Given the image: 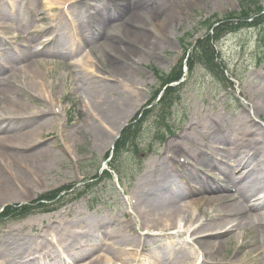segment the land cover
<instances>
[{"label": "rangeland", "instance_id": "rangeland-1", "mask_svg": "<svg viewBox=\"0 0 264 264\" xmlns=\"http://www.w3.org/2000/svg\"><path fill=\"white\" fill-rule=\"evenodd\" d=\"M44 1H35L38 5L27 16L29 19H24L26 26L18 24L21 32L25 31L26 27L34 25L35 29H44V35L48 34L47 29L53 25L55 16L59 14L60 3L63 0H57L52 9L46 7ZM69 1L67 0V2ZM73 1L76 4L68 6L67 10L71 21L76 26L74 31L76 30L81 38L79 51L87 48V46L94 47L93 40L84 42L83 39L88 28L84 11L87 8L95 12L102 10L104 0ZM194 1L193 4L187 2L183 4L178 1L170 9L167 7L169 14H166L165 17L171 23L166 27L164 25L158 28L160 33L153 34L151 30L148 31L152 34L151 39L157 45L156 49L141 50V59H138L132 67L124 64L125 59L122 58V62L118 60L126 67L125 70L132 77L133 83L131 84H126L123 74L106 65L107 56H103L105 54L103 51L98 52L97 49H92L90 54L93 58H91V61L97 66L94 76L118 85L124 95H128L125 97H130L134 101L133 110L127 113V118L120 126L109 127L107 130H104L102 126L100 127L101 135L107 141H94L95 139L88 138L86 135L81 134L80 130H76L77 126L82 123L81 108L83 110V105L86 102L84 98L88 95L80 93L78 90L84 85H81L80 82L77 83L79 77L75 76L77 72L74 69L65 70V60L50 57L51 55L48 54L49 47L36 43L35 46H39V51H32L29 60L18 58L16 62H13V67L16 71L15 77L5 84H9L15 89L12 90L13 94L10 95L11 101L13 100V107L15 102H17L16 105L20 104L22 106V114L11 118H15V122L22 125L27 120L41 115L48 120L49 127L47 129L44 128V131L38 134L35 131V134H32L27 139L3 140L1 145L2 143L7 145L13 142V148H21L25 151H29L30 148H47L48 146L53 150L55 156L49 160L48 164L40 168L41 173L36 176L37 181L33 179L32 175L25 172L34 184L25 187L27 193L22 192L18 187H14V189L6 193L3 197L5 200H0V211L5 206H22L30 203L37 196L47 192L70 187L79 189L78 195L73 190L72 195L64 197V199L58 198L54 203H50L49 206L55 205L58 207L55 211L40 212L19 220L0 222V264H25L26 262L46 264L45 261L41 260H47V257H35L33 255L35 251L31 245L26 249L27 251L22 256L23 258H19V252L24 246L21 236H28L31 241L36 242V235L40 230H47V226L53 227L54 225L56 227L81 218L93 227L92 233L95 238L107 233L109 237L107 239L111 238L110 234L117 235L121 233V225L127 221L132 225V232L137 236H141V240H144V243L137 250L133 247L135 244H125L129 245L126 247V253L129 255L141 254V250L147 251L151 247V239L160 235L159 232L146 231L145 226L140 225L137 220L138 192L142 191V189L139 191V184L143 174L148 172V180L149 182L152 181L156 173L155 170L158 169L157 165H160L159 162L162 163L163 161L162 158L165 159L167 154H174L175 159H177L180 153H176V150L179 147L189 150L192 155L208 153L207 160H210V157H214L217 163L219 160L224 163L227 162L223 157V152L217 150L218 154L209 153L206 144L210 142L213 149L214 146L227 148L222 142H231L240 138L236 133H245V129L250 128L248 124L251 123V107L264 103V57L262 55L264 53V22L259 26L244 28L236 33L229 34L217 43L220 50V60L225 64L232 84L219 83L201 69H196L192 75L186 71L183 83L175 87L176 92L179 91V98L174 106L167 111L163 107L159 108V106H156L155 102L152 103L155 93L161 90L162 83L152 73V69L159 70L164 75H168L173 70L177 71L182 59L185 57V60H187L191 52L190 46L200 39L203 40L206 34L209 33L206 32L203 24L207 21L221 20L229 13H238L240 9V0ZM165 2L170 3L169 0H153L154 4L157 3L164 7ZM260 2V7L264 9V0H260ZM4 3L8 8H11V5L14 4L10 0H4ZM88 4H91L92 8ZM117 11L115 7L112 8L113 13ZM142 14L144 15V13ZM142 14L139 15V18L136 16L134 21L138 20L137 22L143 23ZM147 14L144 16H153L150 13ZM122 18L120 16L113 18L107 27L113 21L122 20ZM260 18L264 20V14ZM134 21L127 22L125 26L141 32V27H138L137 24L135 25ZM147 25L151 26L150 23ZM100 28L105 30L106 26ZM118 29L121 31V28ZM103 36L108 37L106 32L103 33ZM19 37L23 38L18 35ZM64 37L62 40L71 38V36L67 35ZM29 39L27 40L29 41ZM124 41L136 49L140 47L139 42L134 39L127 40L125 38ZM101 42V40H98L97 44L100 45ZM22 43H24L23 39L16 44L10 43L12 48L4 44V48L8 49V53L5 55H10V50L13 54L14 51L16 52L15 54L23 52L24 49L19 46ZM30 64H37V73L40 74L42 83L47 86L45 93H42L31 84V79L25 75L27 69L21 71L22 67L27 65L28 68ZM2 83L4 84L0 78V88ZM125 85L127 86L125 87ZM161 94L159 93L158 97ZM9 104L11 105V102ZM6 107L9 109L8 106L0 102V113L5 112L9 115V110L12 108L8 110ZM53 109H56L57 113L52 115L54 117H50L48 113ZM157 110H162L166 113V121H164L162 126L168 127L170 131H166L165 134L161 132L159 122L153 121L157 116L163 118V115H158ZM53 119L56 123H54ZM215 119H220L219 124L222 122V132L219 141L209 138L211 137L209 129ZM252 119L260 127L263 126L264 129V110L261 111L258 118L252 117ZM131 122L133 125L142 124V129H144L137 143L139 146L138 151L140 149L141 154L135 156L133 152H129L128 156L125 154L121 159L118 157L117 165L125 180L117 182L115 179L110 182L102 173L106 168L105 162L109 161L110 157L113 156L112 150L118 137ZM14 125L18 126L16 123ZM31 126H36V124ZM158 130H160L159 134L156 133ZM66 135L69 136L66 137ZM161 135L163 137L162 140H160ZM190 138H192L193 143L188 145ZM169 141H173L174 147L166 151ZM66 142L70 146L68 152L64 148ZM8 146L12 148L11 144H8ZM169 168H175L173 163L170 164ZM176 176L182 181L180 174H176ZM88 179L89 181L86 183L85 181ZM12 180L13 183L16 182L14 179ZM17 184L14 185L17 186ZM213 211L214 205L201 204L195 211V216L200 219L199 224L206 223ZM100 220L103 226L99 227ZM31 221L34 224L30 227L27 224ZM56 221L57 224H54ZM123 232L127 234L125 231ZM223 235L220 236L222 238V254L218 258L216 257L215 260H210V263L218 262L219 260L220 262L229 263L232 261V264H264V240L254 239L252 231L245 232L242 237L239 234ZM149 236H152L151 239H147ZM186 237L179 236L175 241L187 243L184 242L187 240ZM177 242H174L176 246ZM187 244L195 255L189 262H185L183 257L180 256L168 257L166 260L168 262H177L178 264H205V258L202 261L199 258L201 256L198 255L199 250L196 243L190 241ZM167 247L168 244L165 242L160 249L162 251V249ZM94 251L83 258L74 260V263L80 264L83 261H88V258L93 256L102 257L106 255L104 253L106 244L104 246L100 244ZM122 258L123 260H115L109 257L108 263L141 264V261H149L158 262L159 264L160 262L159 257L155 256V254L139 262L137 260L130 261L128 257ZM160 264H163V262H160Z\"/></svg>", "mask_w": 264, "mask_h": 264}, {"label": "bare ground", "instance_id": "bare-ground-1", "mask_svg": "<svg viewBox=\"0 0 264 264\" xmlns=\"http://www.w3.org/2000/svg\"><path fill=\"white\" fill-rule=\"evenodd\" d=\"M10 1L14 3L13 5L17 4L16 8L21 7L23 3L21 0ZM64 1L66 0H63V2ZM131 1L133 0H110L109 4H113L118 11L113 13L112 10H109V12L99 10L97 13H93L92 20L95 26L100 29V26H105L110 20L118 16L123 17L122 19H126L125 24L127 22L130 23L136 19V16L139 18V15L142 13L145 15H148L147 13L153 15L151 16L153 19L151 26H147L144 21L140 23L136 20L134 23L137 24L138 27H141V32L131 28L129 29L125 24H120V26H124V28L119 27L121 31L116 28L118 32L115 33L112 38L100 34H94L93 37L86 35L83 38L84 42L93 40V38H95L96 41H102L101 43L107 47L103 55L107 56L106 65H109L120 74H123L126 84H131L133 82L132 77L125 70L126 67L121 64L122 58L125 59V65L128 64L129 67H132L138 59H141V50H154L157 47L155 42L151 39L152 34L148 31L151 30L153 34L160 33L158 28L164 25L166 27L171 23L168 19L166 20L165 17L166 14H169L170 7H168V9L163 5L154 4L153 0H134L132 3ZM169 1L171 5L178 1L183 4H185V2L193 4V2H195L194 0ZM56 2L57 0H45L44 4L46 7H49V9H52ZM62 3H60V5ZM166 3L167 2H165V4ZM16 16L17 13L12 10V6L8 8L4 0H0V18H2L0 20L8 23L10 19ZM15 22H17L16 19ZM8 26H1V37L19 32L17 23H15V28L13 30H9ZM60 28L62 35L64 34L63 36H66L67 32V35H71V32L67 31V22L63 17L61 18ZM122 35H124V37H122ZM125 38H127V40L134 39L138 41L140 47L136 49L128 45L127 42L124 41ZM50 41H53V39ZM65 43L67 47L64 49L66 50L48 46V54L51 55L50 57L65 60V62L71 60L69 57L75 54L81 45H75L71 40H66ZM1 44L2 42L0 40V45ZM23 49V52H20V54L13 55L10 63L6 61L5 53H0V59H3V57L6 59L0 63V71L2 68L6 67L10 69V72L5 73L3 77L4 84L2 83L0 88V102L8 106L9 109L12 108L9 110L6 107L10 112L9 115L5 112L0 113V200H5L3 198L5 194L14 189V187H18L22 192L27 193L25 187L34 184L29 179L28 174L32 175L33 179L37 181L36 176L40 175V168L48 164L49 160L53 159L55 156L53 150L48 146L47 148H30L29 151H25L21 148H13V142L8 143L11 144L12 148H9L8 144L6 145L5 143L1 145V141L3 140L27 139L30 138L32 134H35V131L37 132L36 134H38L44 131V128L47 129L49 127L48 120L41 115L27 120L22 123V125L15 122V118H11L22 114V106L20 104L16 105L17 102H15L13 107V100L11 101L10 95L13 94L12 90L15 89L11 85L5 83H9L12 76L15 74L13 73V62H16L18 58L29 60L32 55V53L28 51V47H24ZM7 53L6 51V54ZM85 61H87V59H85ZM79 65H81V63L73 64L72 67L65 66V70L74 69L77 72L75 74L80 76V84L84 85L78 90L80 93L88 95L84 98L86 102L85 105H83V110L81 108L82 123L80 126H77L76 130H80V133L86 135L88 138L95 139L94 141H107L104 136L101 135L100 127L102 126L104 130H107L109 127L120 126L127 118V113L133 110L134 101L130 97H125L128 95H124L118 85L108 82L101 77L96 78L94 74H88L82 71L81 68L78 67ZM26 69L25 75L29 76L32 82L31 84L42 93H45L47 86L42 83L41 76L37 73V64H30ZM126 86L127 85H125V87ZM132 93L134 92L132 91ZM9 102H11V105ZM254 106L250 109L251 123L248 124L250 128L245 129V133L235 132L236 135L240 137L237 140L222 142L228 148L221 151L223 152V157L228 160V162L225 163L226 165L215 162L214 157H210V160H207L208 153L192 155L189 150L179 147L176 153H180L178 155L185 157V160L191 163L190 168L173 163L175 168L171 169L169 168V163L161 157L163 161L162 163L159 162L160 165H157L158 169L155 170L156 173L152 181L149 182L148 180V172L143 174L139 184V191L141 189L142 191L138 192L137 220L139 224L145 226L147 230L159 232L160 234L152 239V236L147 238L152 240L151 247L147 251L143 249L141 250V254L135 255L126 253V247L129 245L125 244H135L133 247L137 250L142 246V243H144V240H141V236H137L132 232V225L127 221L121 225V233L117 235L110 234L111 238L107 239V233L95 238L91 231V225L86 224L84 219L81 218L59 225L53 230L56 236H63L60 241L68 245L65 251H68L70 259L76 260L78 258H83L88 253L91 254L100 244H102V246L106 244V251L104 252L106 255L97 257L91 264H109L107 260H105L106 257H111L115 260H123L122 257H128L130 261L136 260L137 258L146 260V257L153 256L154 254L159 257L160 262H163V264H178L177 262H168L166 259L168 257L180 256L183 257L185 262H189L191 258L195 256L191 247L187 244L191 241L200 247L199 250L201 251V255L205 257V264H217L210 263L209 261L215 260L216 257L218 258L221 256L222 238H220V236H224L223 234H239L242 237L245 232L252 231L254 239L259 238L264 240V200H260L257 197L259 193L258 187L261 183H264V181L261 182L259 180H264V160L259 159L261 156L264 157V129L263 126L260 127L259 124L252 119V117L258 118V116H260L261 111L264 110V103ZM48 114L50 117H54L52 115L56 113L55 110H51ZM50 120H52V118H50ZM53 121L56 123L54 119ZM219 121L220 119L213 120V125L209 129V135L211 136L209 138L216 141H219L222 132V122L219 124ZM14 122L18 126L14 125ZM34 124H36V126H31ZM68 136L69 135H66V137ZM168 143L166 151L174 147L172 144L173 141H169ZM192 143L193 140L190 138L188 145ZM69 147V143L66 142L64 148L67 152L69 151ZM206 148L209 153H219L211 148L210 142L206 144ZM256 159L259 160L253 163ZM193 165L196 166V169L199 167L201 171L214 169L220 173V178L215 180L204 176L202 177L198 173H194L192 169ZM241 167L251 172L254 180L249 179L245 173L242 174L243 170L237 172L238 168ZM25 172L28 174H25ZM176 174L181 175L180 178L182 181ZM12 179L16 182L13 183ZM244 180L245 184L241 186L239 182ZM16 183H18L17 186L14 185ZM203 203H207V205L210 206L214 205V211L209 216L208 221L210 222L207 221L206 223L199 224L200 219H197L195 216V211ZM33 224L34 222L31 221L27 225L31 227ZM76 225L80 227L74 228V226L77 227ZM101 225L103 226L100 220L99 227ZM50 227L51 226H47V229ZM76 229L84 230L81 237L77 235ZM40 236L43 235L40 234ZM179 236H187V240L184 241L187 243L175 241ZM11 237L13 238V236ZM21 240L24 242V246L19 252L20 259L23 258L22 256L26 253V249H28L30 245L33 246L36 253L41 251V246L31 241L28 236H21ZM165 242L168 244V247L161 251L160 248L164 246ZM174 242H177V246ZM57 252L56 250L55 254H57ZM34 254L35 253H33V255ZM43 254L48 258H46L47 260L41 261H45L46 264H63L55 255L49 256L51 255L50 248L46 249ZM231 262L232 261L226 264H232ZM25 264H38V262H26ZM146 264H158V262L148 261ZM218 264H221L219 260Z\"/></svg>", "mask_w": 264, "mask_h": 264}, {"label": "trees", "instance_id": "trees-1", "mask_svg": "<svg viewBox=\"0 0 264 264\" xmlns=\"http://www.w3.org/2000/svg\"><path fill=\"white\" fill-rule=\"evenodd\" d=\"M260 0H240L239 12L238 13H229L224 16L221 20L207 21L205 25L206 32L211 31L213 34H206L205 38L201 41H198L196 47L191 52L190 56L187 58V65L192 72L194 67L206 69L211 72L214 76L218 78L222 83L227 81V78L224 76V71L222 67L216 63V52L213 50L211 42L223 38L226 34L234 33L235 31L241 29L242 27L255 26L261 22L260 16L264 12V9L260 7ZM253 21L251 24H248L247 21ZM264 22V20H262ZM217 25V26H216ZM211 74V75H212ZM182 76L181 66L168 76L166 79L159 77L162 81L164 79L162 87L168 86L172 82H176ZM173 89L172 87H167L160 104L162 106H167L169 108L173 104ZM123 143L119 141V145L116 146V152L119 151L120 145ZM56 194V193H55ZM55 194H49L45 197H41V200L50 201L54 199ZM35 203V202H34ZM38 203V202H36ZM41 206L45 204L39 203ZM31 207H22V209L7 208L0 215V218H11L23 213H29Z\"/></svg>", "mask_w": 264, "mask_h": 264}]
</instances>
